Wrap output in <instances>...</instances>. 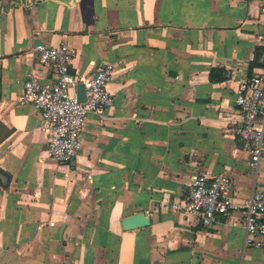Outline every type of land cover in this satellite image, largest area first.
I'll use <instances>...</instances> for the list:
<instances>
[{
  "label": "crops",
  "instance_id": "obj_1",
  "mask_svg": "<svg viewBox=\"0 0 264 264\" xmlns=\"http://www.w3.org/2000/svg\"><path fill=\"white\" fill-rule=\"evenodd\" d=\"M264 0H0V264H264L243 210L205 227L160 205L200 173L227 174L233 201L264 186L243 150L238 79L264 76ZM67 45L83 78L114 67V106L89 113L70 164L48 157L42 117L20 105L33 48ZM146 212L150 226L122 220Z\"/></svg>",
  "mask_w": 264,
  "mask_h": 264
},
{
  "label": "built area",
  "instance_id": "obj_2",
  "mask_svg": "<svg viewBox=\"0 0 264 264\" xmlns=\"http://www.w3.org/2000/svg\"><path fill=\"white\" fill-rule=\"evenodd\" d=\"M261 11L264 15V2ZM258 39L264 44L263 34ZM33 51L41 67L53 68L55 78L43 83L37 69L31 70L18 103L32 104L40 112V129L48 138V157L58 164H70L82 147L87 115L93 113L103 118L114 106L108 89L114 67L102 65L92 76L83 78L72 71L74 54L69 46L39 43ZM80 83L86 87V102L79 99ZM236 103L243 150L250 156L249 167L258 172L264 158V76L255 74L238 79ZM160 207L194 214L205 227L212 226L220 215L229 217L234 211L243 210L246 247L264 251V186H256L250 200L237 205L233 201V181L229 175L210 178L200 173L185 200L163 203Z\"/></svg>",
  "mask_w": 264,
  "mask_h": 264
},
{
  "label": "water",
  "instance_id": "obj_3",
  "mask_svg": "<svg viewBox=\"0 0 264 264\" xmlns=\"http://www.w3.org/2000/svg\"><path fill=\"white\" fill-rule=\"evenodd\" d=\"M78 95L80 101H87L86 87L83 83H80L78 86ZM0 179L4 182V184H6L8 181V177L2 172H0ZM151 223L152 219L146 214V212H139L137 214L128 216L122 220L123 229L125 231L145 228L150 226Z\"/></svg>",
  "mask_w": 264,
  "mask_h": 264
}]
</instances>
